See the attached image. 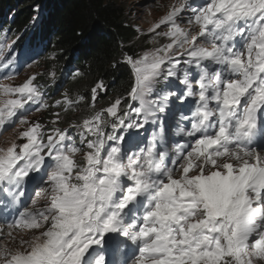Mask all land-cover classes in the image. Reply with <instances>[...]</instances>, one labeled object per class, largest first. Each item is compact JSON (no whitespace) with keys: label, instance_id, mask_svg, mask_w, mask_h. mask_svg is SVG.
I'll return each instance as SVG.
<instances>
[{"label":"snow or ice","instance_id":"6c2138e0","mask_svg":"<svg viewBox=\"0 0 264 264\" xmlns=\"http://www.w3.org/2000/svg\"><path fill=\"white\" fill-rule=\"evenodd\" d=\"M165 7L148 34L168 42L123 53L126 96L97 110L98 80L79 122L53 112L45 133L29 113L67 92L0 83V206L29 201L0 215V264H264V0Z\"/></svg>","mask_w":264,"mask_h":264},{"label":"trees","instance_id":"16d2710c","mask_svg":"<svg viewBox=\"0 0 264 264\" xmlns=\"http://www.w3.org/2000/svg\"><path fill=\"white\" fill-rule=\"evenodd\" d=\"M0 15L5 30L19 36L18 41L24 38L28 43L44 45L41 62L48 76L42 75L37 84L49 105L55 103L56 93L62 89L73 102L80 96L85 98L80 103L90 102L91 88L98 80H103L106 87L96 106L126 96L132 73L122 54L137 56L149 46L148 36L137 32L125 7L115 0H0ZM57 76L59 80H55ZM53 112L60 113L61 109L49 107L39 112L44 124L53 119ZM75 113L66 111L59 127L74 121ZM75 132V128L69 130Z\"/></svg>","mask_w":264,"mask_h":264},{"label":"rangeland","instance_id":"374dc122","mask_svg":"<svg viewBox=\"0 0 264 264\" xmlns=\"http://www.w3.org/2000/svg\"><path fill=\"white\" fill-rule=\"evenodd\" d=\"M117 1L119 4H121L123 7H125L126 13L129 15V17L131 18V20L133 21V24H135V28L137 30V32L139 34H146L148 36V43L147 45L149 46H145L146 49H144L143 51H141L140 53H138L137 56H140L144 51L153 49V48H157L159 46H161L162 44H165L168 42V40L164 37H156L155 39H153L149 34H148V28L155 23L159 17H161L164 12L166 11V5L171 3L172 0H115ZM39 12H41V7H38ZM181 26L182 27H189V25L187 24V16H183V19L181 21ZM167 29L165 28H161L160 31H166ZM5 38V45H7L9 48L13 47V45L16 43L17 41V35L11 36V34L6 35H2L1 39ZM2 41V40H1ZM14 49V48H13ZM43 59V57H41V59L37 62H35L34 64H32L31 66L25 68L22 71V79H18L15 80L14 82H12L11 84H19L22 83L28 76L32 75V74H37V78H36V83H38L39 81L42 80V75H45V77L48 76V72L47 70H43V62H41V60ZM41 63V64H39ZM51 80V77H48ZM60 77H56L55 80H59ZM62 91V92H61ZM61 91H58V93H56V96L54 98V100H58V99H62L63 98V94H64V89H62ZM72 100V99H71ZM73 101V100H72ZM108 103L110 100H107ZM84 105L81 107V112L79 111V106ZM88 102L86 103H80L79 101L77 102H73L72 106L68 109V111H77L76 116L74 117L75 120L77 122H79L82 118L90 115V110L87 107ZM107 104L101 103L100 107L96 106L97 108H103L106 107ZM78 107V109H77ZM59 109H61V117H65L66 112L64 111V106L61 105L59 107H57ZM30 119H39L40 122L43 124V121L41 119L40 116H37V113L33 114L31 117L29 115ZM11 135V133H6L4 135V137L0 138V144H2L9 136ZM83 151H86V149H83L81 151V153H79L80 156L83 155ZM76 159L78 161V154L76 156Z\"/></svg>","mask_w":264,"mask_h":264},{"label":"bare ground","instance_id":"6f19581e","mask_svg":"<svg viewBox=\"0 0 264 264\" xmlns=\"http://www.w3.org/2000/svg\"><path fill=\"white\" fill-rule=\"evenodd\" d=\"M195 2L198 4V5H200V6H203V4L206 2V0H195ZM193 7H195L194 5H192ZM189 12H185V16H189L190 15V13L188 14ZM188 14V15H187ZM1 16V15H0ZM5 32V33H4ZM0 31V33H2V34H10V32L7 30H5V31ZM238 40H239V38H237ZM3 61V60H2ZM0 62V64H5V63H7V61H3V62ZM9 74H11L12 76H13V79L12 80H4V77L6 76V75H9ZM22 72H18V69H16V68H14L13 67V65L11 64V65H8L7 67H0V83H12V82H14L15 80H18V79H22ZM35 113H37V116H40L39 115V112H31V113H29V115H30V117L33 115V114H35ZM41 117V116H40ZM168 121V120H167ZM44 124V123H43ZM168 126H170V124H172V121H170V123H169V121H168ZM45 125V129H44V131H45V133H47L48 132V128H49V126L47 125V124H44ZM167 126V127H168ZM146 128V127H145ZM167 129V135H168V140H169V146H171V144H172V142L174 141L173 139H174V137H172L171 135H170V131L168 132V128H166ZM140 135L142 136V137H144L145 139H147L148 137H149V134L146 132V130L145 129H143V130H141L140 131ZM1 138V137H0ZM78 163H82L83 161H82V159H80V158H78V161H77ZM27 203H29V201H27ZM21 208H22V204H20L18 207H17V209H15V210H13V209H8L7 210V212H5L4 211V207L3 206H0V215H7V216H9V217H11L12 215H13V213H14V211H19V210H21Z\"/></svg>","mask_w":264,"mask_h":264}]
</instances>
